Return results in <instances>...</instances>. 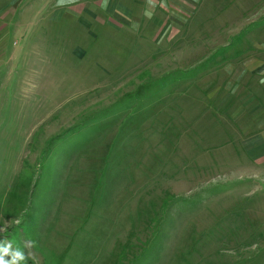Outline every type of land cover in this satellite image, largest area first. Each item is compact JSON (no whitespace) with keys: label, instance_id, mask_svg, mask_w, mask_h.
<instances>
[{"label":"rangeland","instance_id":"374dc122","mask_svg":"<svg viewBox=\"0 0 264 264\" xmlns=\"http://www.w3.org/2000/svg\"><path fill=\"white\" fill-rule=\"evenodd\" d=\"M102 3L0 0V256L264 264V0Z\"/></svg>","mask_w":264,"mask_h":264},{"label":"clouds","instance_id":"9594fccd","mask_svg":"<svg viewBox=\"0 0 264 264\" xmlns=\"http://www.w3.org/2000/svg\"><path fill=\"white\" fill-rule=\"evenodd\" d=\"M75 0H57V7H63L66 6L68 4L74 3ZM147 4L149 5L150 9L154 10L156 8V0H147ZM103 8L106 9L107 7V0H103V3L101 5ZM160 6L163 8H167V4L164 3V0H161ZM145 16H147L148 18H151L153 11L146 9L145 10ZM133 28L135 30L139 29V24L138 23H133ZM260 83H264V78H262L260 80ZM10 247V246H9ZM4 252V254H8L9 248H4L2 250ZM25 259V256L23 255V252L20 250H17L13 256H12V261L11 264H18L19 261H22ZM0 264H6V262L4 261L3 257L0 256Z\"/></svg>","mask_w":264,"mask_h":264},{"label":"crops","instance_id":"0c3cea01","mask_svg":"<svg viewBox=\"0 0 264 264\" xmlns=\"http://www.w3.org/2000/svg\"><path fill=\"white\" fill-rule=\"evenodd\" d=\"M260 48H261V47H259V49H260ZM250 59H251V58H250ZM255 59H257V58H255ZM261 60H262V59H258V60H257V65H261V66H258L256 70H257V72H259V73H264V66H263L264 63H263V61L261 62ZM262 63H263V64H262ZM241 72H242V71H241ZM249 76H250V75H249ZM247 92H248V91H247ZM248 116H250L251 123H252V121H254V120H256V122H257V121H261V120H257V118H256L257 115H252V116H251V114H250V115H248ZM244 119H245V118H244ZM253 119H254V120H253ZM256 122H255V123H256Z\"/></svg>","mask_w":264,"mask_h":264},{"label":"trees","instance_id":"16d2710c","mask_svg":"<svg viewBox=\"0 0 264 264\" xmlns=\"http://www.w3.org/2000/svg\"><path fill=\"white\" fill-rule=\"evenodd\" d=\"M168 123H169V121H168ZM163 127H165V125H163Z\"/></svg>","mask_w":264,"mask_h":264}]
</instances>
